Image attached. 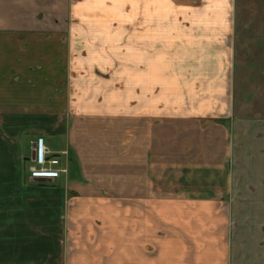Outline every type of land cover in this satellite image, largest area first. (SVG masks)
Segmentation results:
<instances>
[{
    "label": "crops",
    "instance_id": "0c3cea01",
    "mask_svg": "<svg viewBox=\"0 0 264 264\" xmlns=\"http://www.w3.org/2000/svg\"><path fill=\"white\" fill-rule=\"evenodd\" d=\"M0 132L64 139L68 264H264V0H0Z\"/></svg>",
    "mask_w": 264,
    "mask_h": 264
},
{
    "label": "rangeland",
    "instance_id": "374dc122",
    "mask_svg": "<svg viewBox=\"0 0 264 264\" xmlns=\"http://www.w3.org/2000/svg\"><path fill=\"white\" fill-rule=\"evenodd\" d=\"M23 136L26 139L21 142L4 136L6 150L0 148V264H66V260L68 264L79 248L76 238L84 228L78 226V219L68 216L80 200L63 165L70 156L67 152L60 154L65 148L61 136L44 134L45 146L48 149L51 145L58 152L54 155L60 154L62 168L67 172L57 181H32L28 168L32 158L29 140L33 135ZM93 190V195H100V190ZM85 219L90 225L87 227L96 228L94 220Z\"/></svg>",
    "mask_w": 264,
    "mask_h": 264
},
{
    "label": "built area",
    "instance_id": "2783aa9c",
    "mask_svg": "<svg viewBox=\"0 0 264 264\" xmlns=\"http://www.w3.org/2000/svg\"><path fill=\"white\" fill-rule=\"evenodd\" d=\"M34 158L30 159V166L28 168V175L32 181L37 180L39 177H52L51 181L59 180L64 174L66 169L62 168L60 155H52L45 146L44 138L38 137L35 141L33 148ZM64 154V153H61ZM41 172H48V174H38Z\"/></svg>",
    "mask_w": 264,
    "mask_h": 264
},
{
    "label": "bare ground",
    "instance_id": "6f19581e",
    "mask_svg": "<svg viewBox=\"0 0 264 264\" xmlns=\"http://www.w3.org/2000/svg\"><path fill=\"white\" fill-rule=\"evenodd\" d=\"M48 174V172H41L39 171L38 174ZM53 178L52 177H39L35 182H50Z\"/></svg>",
    "mask_w": 264,
    "mask_h": 264
},
{
    "label": "water",
    "instance_id": "95a60500",
    "mask_svg": "<svg viewBox=\"0 0 264 264\" xmlns=\"http://www.w3.org/2000/svg\"><path fill=\"white\" fill-rule=\"evenodd\" d=\"M34 158V154L32 153V159Z\"/></svg>",
    "mask_w": 264,
    "mask_h": 264
}]
</instances>
